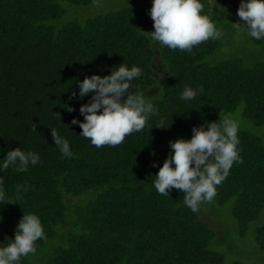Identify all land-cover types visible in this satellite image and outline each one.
Wrapping results in <instances>:
<instances>
[{
  "label": "trees",
  "instance_id": "16d2710c",
  "mask_svg": "<svg viewBox=\"0 0 264 264\" xmlns=\"http://www.w3.org/2000/svg\"><path fill=\"white\" fill-rule=\"evenodd\" d=\"M100 1L0 0V159L16 147L40 157L26 172L14 166L0 172L5 200H11L0 201V243L14 238L23 214H35L46 239L21 264L38 255L41 264H225L210 249L213 228L217 232L221 224L201 205L196 213L187 208L183 192L158 194L153 182L169 155V141L190 139L193 126L239 108L254 125L264 126V41L249 38L241 25V42L263 47L255 56L245 51L214 63L211 58L226 48L220 38L191 52L154 43L149 11L132 6L145 0L117 1L109 12L85 21L68 15L83 14ZM209 1L212 15L224 24L239 22L240 0ZM121 63L141 68L130 91L143 93L158 115L122 144L96 148L71 124L74 117L83 120L79 107L89 97H69L72 91L78 95L77 79L108 75ZM186 86L202 91L183 101ZM161 119L169 126L157 127ZM52 132L69 142L71 158L62 155ZM238 138L242 162L233 164L214 199L231 209L242 237L254 231L264 246V136L239 129ZM258 258L260 263L250 264H264Z\"/></svg>",
  "mask_w": 264,
  "mask_h": 264
},
{
  "label": "clouds",
  "instance_id": "9594fccd",
  "mask_svg": "<svg viewBox=\"0 0 264 264\" xmlns=\"http://www.w3.org/2000/svg\"><path fill=\"white\" fill-rule=\"evenodd\" d=\"M218 9L220 13L226 11L222 6ZM149 15L154 27L148 32L150 39L171 50L191 52L194 46L222 36L221 30L204 13L201 0H152ZM236 15L239 22L233 24L238 29L243 25L249 38L264 41V0H240ZM141 75L140 67L121 63L108 75L93 73L83 80L77 79L78 95L72 91L69 99L89 97L88 102L79 107L83 120L74 117L71 121L72 125L82 129L79 135L94 147L101 148L118 146L126 137L141 132L147 121L158 115L154 103L146 100L143 93L130 91L132 81ZM200 91L202 89L186 86L180 99L192 101ZM64 107L69 112L74 111L70 104ZM167 126L163 119L157 124V127ZM238 131V123L226 117L193 126L190 139L169 141V155L155 174L153 187L156 192L163 196H169L172 189L183 192V203L193 213L199 211L202 203L212 202L217 195V186L228 177L233 164L242 162ZM51 136L62 155L71 158L69 142L56 132ZM39 162L38 153L16 147L7 150L0 159V172L12 166L18 172H26L29 165L35 166ZM153 167H157L155 162ZM2 185L3 178L0 177V201L11 202L5 200ZM43 239L46 235L40 218L35 214H23L14 230V238H8L6 244L0 243L3 244L0 246V264H21L23 257L36 253V242Z\"/></svg>",
  "mask_w": 264,
  "mask_h": 264
},
{
  "label": "rangeland",
  "instance_id": "374dc122",
  "mask_svg": "<svg viewBox=\"0 0 264 264\" xmlns=\"http://www.w3.org/2000/svg\"><path fill=\"white\" fill-rule=\"evenodd\" d=\"M117 1L120 3L123 0H101L100 2H97L96 4H93L91 7H89V10L85 11L83 14L75 15L74 13L73 15L69 12L68 15L70 18L72 16H80L81 20L85 21L90 17L109 12L112 8H114V5H117ZM135 1L137 2L139 0ZM201 2L204 5V13L207 14L217 25L219 30H221L222 36L220 37V40L226 45L224 52H219L213 58H211L214 60V63L221 62L226 58L233 57L234 54H241L245 51H249L251 56H255L254 51H259V48L261 49L263 47L261 44L256 46L255 42L252 44H248L246 42L242 43L240 40L241 34L238 35V33L241 31V27L238 29L232 23L224 24L222 21H220L218 16L212 15L213 13L210 9L213 5L210 4L209 0H201ZM151 4L152 0H145V3L139 4L138 7L136 5L132 6L140 10L149 11ZM64 5L67 6L68 4ZM77 9L78 8H74V10ZM79 10L83 9L81 8ZM223 25H227V27H223ZM225 28L226 31L224 30ZM223 31H225V33ZM230 34H232V36L227 37ZM233 41L236 42L235 45L232 44ZM245 45H247V47H245ZM261 58L264 60V52H261ZM226 117L236 121L239 125V129L250 131L255 135L264 136V126H256L251 121L246 119L243 116V108H239V110L233 114L224 115V118ZM201 206H203V213L208 214L211 220L221 224V228L220 230L217 228V232L215 228L212 227L215 231V235L210 242V249L223 255L225 264H233L237 262L240 264L260 263L257 261V259H259V256L264 257V246H260L256 243L254 231H250L245 237H242L240 235L238 224L231 216V209L226 205L221 207L215 199L210 203L204 202L201 204ZM45 250L46 247L43 249V253ZM41 263L42 259L40 255L32 257L31 264Z\"/></svg>",
  "mask_w": 264,
  "mask_h": 264
}]
</instances>
